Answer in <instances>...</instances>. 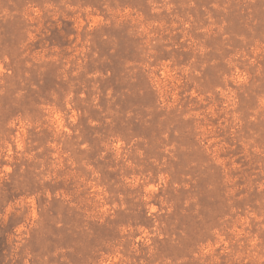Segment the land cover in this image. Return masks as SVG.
Returning <instances> with one entry per match:
<instances>
[{
  "label": "rangeland",
  "instance_id": "374dc122",
  "mask_svg": "<svg viewBox=\"0 0 264 264\" xmlns=\"http://www.w3.org/2000/svg\"><path fill=\"white\" fill-rule=\"evenodd\" d=\"M0 264H264V0H0Z\"/></svg>",
  "mask_w": 264,
  "mask_h": 264
}]
</instances>
